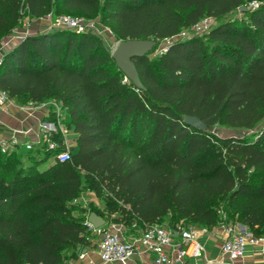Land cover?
Here are the masks:
<instances>
[{
  "label": "trees",
  "instance_id": "1",
  "mask_svg": "<svg viewBox=\"0 0 264 264\" xmlns=\"http://www.w3.org/2000/svg\"><path fill=\"white\" fill-rule=\"evenodd\" d=\"M245 1L0 0V37L23 11L32 17L69 11L98 13L120 39L170 38ZM242 12L219 19L204 36L134 57L142 89L91 31L29 34L3 54L0 86L9 98L61 101L76 135L68 161L12 177L0 171V264L77 258L81 245H92L90 211L125 227L212 229L224 204L234 206L253 236L264 235V125L256 135L209 130L215 124L249 129L264 117V0ZM188 114L207 128L186 124ZM33 148L45 160L53 153L41 144L26 151ZM18 153L0 151V167L14 164ZM83 183L104 194L105 210L70 204Z\"/></svg>",
  "mask_w": 264,
  "mask_h": 264
},
{
  "label": "built area",
  "instance_id": "2",
  "mask_svg": "<svg viewBox=\"0 0 264 264\" xmlns=\"http://www.w3.org/2000/svg\"><path fill=\"white\" fill-rule=\"evenodd\" d=\"M48 14L50 28H68L75 31L90 28L80 17L64 13ZM1 63L2 56H0V65ZM12 101L7 91L0 86V107ZM19 105L22 109L31 110L23 104L19 103ZM69 133V128H64L55 120L41 119L36 144H41L52 151L54 161H68L71 159V146L73 145L71 142L73 137L69 138ZM34 144L35 142L29 140L28 137L11 135L0 138V151L3 153L20 152L32 148ZM61 144L64 147L59 150ZM89 226L92 227L90 224ZM176 227L153 223L144 228L139 235L128 240L124 236L125 226L121 223H113L103 231L98 243L100 258L104 263L116 260L126 263L132 254L141 249L151 253L148 264H235L236 260L244 255L248 242L264 241V235L253 236L245 224H228L223 227L226 237L221 246V257L216 261L205 259L201 263H195L191 259H201L204 255L203 244L199 240L197 230L193 227H185L181 223ZM168 247L175 248L172 255L168 253ZM83 255L84 253H80V256Z\"/></svg>",
  "mask_w": 264,
  "mask_h": 264
},
{
  "label": "rangeland",
  "instance_id": "3",
  "mask_svg": "<svg viewBox=\"0 0 264 264\" xmlns=\"http://www.w3.org/2000/svg\"><path fill=\"white\" fill-rule=\"evenodd\" d=\"M261 2V0H246L243 3V6L245 7H255L256 5ZM243 10H240L239 8H236L231 13L219 17L214 18L211 16H204L202 19L199 20V22L195 25H191L189 27H184L180 30L178 34H176L173 37L170 38H162V39H156V44L154 48L149 52V56L153 57L156 54H159L160 52L164 51L167 47V44L172 41L179 38H185L192 35L197 36H204L209 28L215 24L219 19H223L225 17H238L243 14ZM61 14H71L73 16L80 17L84 20V23L88 26H90L89 29H86V31L94 32L99 36V38L102 40V42L106 45V47L112 52L117 43L122 40L115 36L112 29L107 23H104L101 21L100 15L98 13L95 14H82L79 12H69V11H61ZM44 18L50 26V18L49 14H44L40 17H32L27 12L23 11L22 16L20 17L18 23L13 26L12 30L3 34L0 37V51H2L6 46V44L10 41H17L21 38H23L26 35L31 34V32H38L41 30V28L44 26L38 22V19ZM66 29V28H65ZM79 30L76 32L83 31ZM85 31V30H84ZM24 106L30 108L32 111L39 109V108H45L46 113L41 117L43 120H55L57 123H60L64 128H68V126L65 123V108L61 101L56 100H48L44 103L34 104L32 102H26V103H20ZM264 125V117L255 123V125L252 128H236V127H226L221 124H215L209 127V130L217 135L225 136V135H239V136H245V135H256L260 131V128ZM69 138H72L75 136V131L73 128H69ZM71 136V137H70ZM70 142V140H69ZM73 143V140H71ZM34 144L33 146H35ZM36 148V147H35ZM31 149L29 151L22 150L18 154H16V158L14 160V164L11 166H5L0 167V171L3 173L5 171V174L7 177H12L16 171H26L30 168H44L49 163L54 161L53 156L51 155L47 160L43 159V156L41 153H37L34 151V149ZM31 156V157H30ZM104 194L101 193L100 195H97L92 189L88 187L86 183L82 184V188L79 192V195L71 201V205H74L77 207H83V208H101L103 210L106 209V201L103 199ZM219 214H220V220L216 227L222 228L228 224H237L241 223L238 219V214L235 212L234 206H225L224 204L220 206L219 208ZM109 219V220H108ZM106 219V224L102 226L101 228H93L89 226V236L98 242H100V239L102 237L103 231L107 230L113 222L110 220V217ZM168 220V219H166ZM185 226V225H184ZM195 230H197L198 236L202 234L201 228L193 227ZM127 229V230H126ZM211 232H215L211 231ZM131 233H134L136 235H139L141 232L134 231V230H128L127 227H125L124 236L128 237Z\"/></svg>",
  "mask_w": 264,
  "mask_h": 264
},
{
  "label": "crops",
  "instance_id": "4",
  "mask_svg": "<svg viewBox=\"0 0 264 264\" xmlns=\"http://www.w3.org/2000/svg\"><path fill=\"white\" fill-rule=\"evenodd\" d=\"M38 22L41 26H44L40 31L31 32V34L50 29V26H48L44 18L41 17L38 19ZM17 42L18 40H10L6 46H4L5 48L0 51V56H3V54ZM45 111V108H36L34 111L22 109L19 102H16L15 100L6 103L0 107V138L18 135L21 137H28L29 140L34 141L36 144L37 133L39 132V121L46 113ZM216 225L212 229L201 227L202 234L199 235V240L203 244L204 255L201 259H191L192 262L201 263L205 259L216 261L221 257V246L225 240L226 233L224 232L223 227L218 228ZM126 227L128 230H139L140 232L143 230L138 224ZM214 230L215 232H211ZM135 236L137 235L131 233L125 238L130 240ZM98 243V241L92 239V245H81L77 251V258L68 260L66 264H148V261L151 258V253L149 251L140 249L132 254L126 263L117 260L104 263L98 252ZM174 250L175 248L173 247L167 248L168 253L171 255L174 253ZM80 253H84V255L80 256ZM235 264H264V241L260 240L257 243L248 242L244 255L237 259Z\"/></svg>",
  "mask_w": 264,
  "mask_h": 264
},
{
  "label": "water",
  "instance_id": "5",
  "mask_svg": "<svg viewBox=\"0 0 264 264\" xmlns=\"http://www.w3.org/2000/svg\"><path fill=\"white\" fill-rule=\"evenodd\" d=\"M239 9L245 10L247 7L242 5ZM155 44L156 40L153 38H127L120 40L112 51V58L117 67L123 72L126 79H129L137 88L142 89L144 86L133 58L147 55ZM184 122L192 127L207 128L206 124L196 115H185ZM87 222L95 229L101 228L106 224V220L95 211L88 213Z\"/></svg>",
  "mask_w": 264,
  "mask_h": 264
}]
</instances>
